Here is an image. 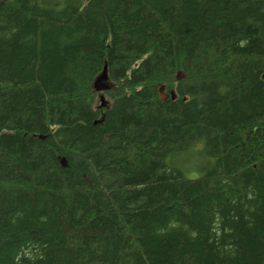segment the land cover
<instances>
[{"label": "trees", "instance_id": "obj_1", "mask_svg": "<svg viewBox=\"0 0 264 264\" xmlns=\"http://www.w3.org/2000/svg\"><path fill=\"white\" fill-rule=\"evenodd\" d=\"M0 264H264V0H0Z\"/></svg>", "mask_w": 264, "mask_h": 264}, {"label": "rangeland", "instance_id": "obj_2", "mask_svg": "<svg viewBox=\"0 0 264 264\" xmlns=\"http://www.w3.org/2000/svg\"><path fill=\"white\" fill-rule=\"evenodd\" d=\"M4 1H6V0H4ZM47 1L52 4V2H56V1L62 2L63 0H47ZM83 1H85V0H83ZM95 78H94V80H95ZM183 78H184V74L181 71H177L175 74V79L177 81H179ZM94 80H93V82H94ZM93 82L91 84V88H92ZM92 90H93V88H92ZM95 93H96V96L94 99V107L99 108V106L101 104L99 101L100 96L103 98V102L105 103L104 108L109 107L110 100H109L108 95H106L105 92H103V93L95 92ZM104 108H100V109H104ZM174 157L175 158L172 160L171 165H173L174 168L178 169L180 171L181 175L186 179H194V178L202 176L213 165V160L204 156L202 144H201V146H196V147L192 146L187 151L181 152L180 154H178ZM171 159H172L171 157L167 158L166 164H168Z\"/></svg>", "mask_w": 264, "mask_h": 264}, {"label": "water", "instance_id": "obj_3", "mask_svg": "<svg viewBox=\"0 0 264 264\" xmlns=\"http://www.w3.org/2000/svg\"><path fill=\"white\" fill-rule=\"evenodd\" d=\"M92 88L97 93L107 92L112 88V84L108 81L106 65L103 66L100 74L95 78ZM161 98V100H163V97ZM99 101L101 103L99 108H104L105 103L103 102V98L101 96L99 97Z\"/></svg>", "mask_w": 264, "mask_h": 264}]
</instances>
